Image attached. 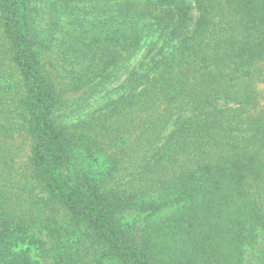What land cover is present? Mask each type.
Returning <instances> with one entry per match:
<instances>
[{
    "label": "trees",
    "instance_id": "obj_1",
    "mask_svg": "<svg viewBox=\"0 0 264 264\" xmlns=\"http://www.w3.org/2000/svg\"><path fill=\"white\" fill-rule=\"evenodd\" d=\"M260 61L264 0H0V264H264Z\"/></svg>",
    "mask_w": 264,
    "mask_h": 264
},
{
    "label": "rangeland",
    "instance_id": "obj_2",
    "mask_svg": "<svg viewBox=\"0 0 264 264\" xmlns=\"http://www.w3.org/2000/svg\"><path fill=\"white\" fill-rule=\"evenodd\" d=\"M193 2V1H192ZM193 14L194 15H197V10L194 8L193 9ZM252 68H263L264 69V61H260V62H258L256 65H253V67ZM258 88L260 89V91H261V93H262V98H263V100H264V81H262V82H260L259 84H258ZM74 95H77V93H71V94H69V96H74ZM116 95H115V93L113 94V93H110V94H106V95H103V93L102 94H99L96 98H95V100L90 104V106L88 107V109L87 110H85V111H83L79 116H81V117H84L87 113H90L91 111H94V110H96V109H98L99 107H102L103 105H105V103L106 102H109L111 99H113L114 97H115ZM22 153H23V151H22ZM96 163H100V164H102L103 163V157L102 158H100V159H98L97 161H96ZM94 166H95V164H94ZM97 166V165H96ZM104 165L102 164V167H103ZM37 253V252H36ZM35 253V254H36ZM34 254V255H35ZM46 262V261H45Z\"/></svg>",
    "mask_w": 264,
    "mask_h": 264
}]
</instances>
